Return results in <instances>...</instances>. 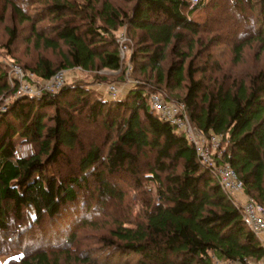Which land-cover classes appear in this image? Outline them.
<instances>
[{
  "label": "trees",
  "instance_id": "trees-1",
  "mask_svg": "<svg viewBox=\"0 0 264 264\" xmlns=\"http://www.w3.org/2000/svg\"><path fill=\"white\" fill-rule=\"evenodd\" d=\"M4 1L15 23H30L36 42L61 54L59 64L41 56L34 67H25L42 79L66 68L121 69L124 60L116 30L126 26L136 41L131 61L139 81L123 97L107 98L75 81L57 92L16 96L0 108V232H7L11 222L21 226L32 219L23 229L28 231L50 221L56 225L52 233L71 231L70 243L75 223L85 215L86 223L94 212L79 206L86 186L92 181L101 197L122 203L128 174L144 192L143 177L155 183L156 199L142 200L136 220L114 217L110 236L104 238L107 248L114 250L110 261L123 256L129 261L121 264H215L214 258L243 261L264 255V245L247 227L213 170L201 163L188 136L161 120L150 104L151 93L179 89L186 83V94L177 100L186 103L192 123L205 135H223L218 163L233 166L245 193L264 205V71L249 81L209 86L202 77L207 67L195 66L193 61L187 64L191 48L181 43L202 31L203 22L195 14L206 7L204 0L193 6L190 0H126L124 6L111 0ZM245 1L256 6V36L264 42V0H236L235 4ZM43 20L50 24L38 29ZM19 35L17 24L9 27L7 46H14ZM170 46L177 60L164 70L162 61ZM241 48H236L237 53ZM136 70L149 77H138ZM152 71L156 82L151 80ZM8 92L15 94L16 88L6 65L0 63V97ZM81 119L101 125L104 140L84 145ZM16 138L32 143L33 154L19 157ZM77 147L81 151L76 168L63 174L60 164L66 159L65 151ZM149 154L153 161L145 173L141 158ZM4 252L1 248L0 254ZM131 256L136 260L131 261ZM35 261L58 263L40 252L22 264Z\"/></svg>",
  "mask_w": 264,
  "mask_h": 264
},
{
  "label": "rangeland",
  "instance_id": "rangeland-1",
  "mask_svg": "<svg viewBox=\"0 0 264 264\" xmlns=\"http://www.w3.org/2000/svg\"><path fill=\"white\" fill-rule=\"evenodd\" d=\"M118 6L127 4L126 0H111ZM236 0H204L206 7L196 12V19L203 22L202 31L195 36H188V41L181 43L185 48H191L189 54L190 59L186 62L190 64L195 62V66L207 67L206 74L202 77L206 79V84L214 86L217 83L224 81L228 86L233 80H246L260 71H264V42L256 36V31L259 26L257 20L256 6H252L246 1L242 5L235 4ZM35 5V4H34ZM33 5V7H34ZM38 5V4H37ZM40 5V4H39ZM244 8L242 9V7ZM33 9V8H32ZM18 25L20 30L19 38L14 46L8 47L6 42L9 39V27ZM49 20L39 22L36 27L41 29L43 26H48ZM32 27L30 23L23 24L15 23L13 13L4 0H0V63H4L7 67L8 74L14 77V66L19 65L23 71L30 74L31 71L27 68L34 67L38 58L43 56L52 59L56 64H59L61 54L52 48H45L43 44H38L32 35ZM117 40L123 41L127 45L128 50L123 56V66L119 70H110L101 68L98 70L87 71L81 68H66L64 72L66 82L71 83L79 81L87 84L90 88L107 98L110 96V87L116 86L118 94L116 97H123L131 84L139 81L132 72L131 55L136 48V41L128 32L126 26H122L116 30ZM192 41V43H191ZM241 46V51L237 53V47ZM172 46L165 51V59L162 61V68L167 70L169 65L177 60V55L172 52ZM138 77H149L139 70H136ZM154 77L152 82H156L155 72H151ZM157 77V76H156ZM201 77V73L197 74ZM146 78V79H147ZM33 83L39 84L42 78L34 75ZM64 87V86H63ZM15 88V87H14ZM165 88V87H163ZM37 89V87H35ZM156 91V90H155ZM160 92V91H156ZM187 92L186 83H183L179 89L168 90L164 89L163 94L168 98L177 100V97L184 96ZM36 96L44 93H35ZM171 95V96H170ZM16 96H34L29 93L14 94L8 92L0 97V108L6 103L16 98ZM170 96V97H169ZM81 127V139L85 144H89L92 140L103 141L105 131L101 125L86 119L79 120ZM16 141V150L22 156L33 154L34 146L30 142H22L18 138ZM80 147L74 150L65 151L66 159L61 162L60 170L63 174H69L71 168H76V161L80 157ZM71 161L72 164H67L66 161ZM153 161V154L141 158L140 169L147 172V166ZM78 171V170H77ZM50 176H54L52 168H49ZM78 176L81 173L78 171ZM124 178L126 186V195L122 203L112 197H101L95 192L94 182H90L83 190L79 197L80 208L86 211L89 207L92 211L88 214V221L83 223V218L80 217L74 226V241H68V234L51 232V228L55 226L47 221L46 225L39 228L37 225L31 227L30 230H23L29 227L32 219L25 222L23 225L11 222L7 232H0V249L7 250L0 254V264H22L25 260L33 259L40 252H47L51 261H58L57 264H121L129 261L126 257L117 256L116 259L110 261L112 248H107L104 238H109V230L113 227L114 217L121 216L136 220V215L143 209V199H156L157 185L144 177L143 189L133 185L134 180L128 174ZM92 180V179H91ZM142 190V191H140ZM149 191V192H148ZM98 212V213H97ZM130 224V223H129ZM50 230V232H49ZM20 232V234H19ZM21 246L19 249L18 247ZM17 247V248H16ZM13 249V250H12ZM110 253V255H109ZM108 256V257H107ZM108 258V260L106 259ZM131 261H135L136 257H128ZM38 264V262H33Z\"/></svg>",
  "mask_w": 264,
  "mask_h": 264
},
{
  "label": "built area",
  "instance_id": "built-area-1",
  "mask_svg": "<svg viewBox=\"0 0 264 264\" xmlns=\"http://www.w3.org/2000/svg\"><path fill=\"white\" fill-rule=\"evenodd\" d=\"M191 6L196 5L200 0H190ZM119 41V40H118ZM120 56L124 58L128 47L121 40ZM14 77L10 76L11 86L16 88V94L29 93H51L57 92L65 85L66 78L62 70L56 72L50 79L44 80L37 84L33 83L35 73L27 74L18 65L13 69ZM37 87V89H35ZM110 96L113 98L118 94L115 86L110 87ZM150 104L156 111L161 120H165L172 124L178 132L183 131L189 141L194 145L199 160L207 167H210L214 175L221 184L225 194L232 198L236 206L241 210L243 219L247 227L254 231L259 240L264 245V205L259 203L255 197L245 193V185L237 170L228 163H218L223 155L221 142L223 135L211 133L205 135L200 129L196 128L192 123L187 111V105L182 100L175 101L168 98L161 92H153L150 96ZM19 157L18 150L15 152ZM22 156V155H21ZM215 264H264V255L260 259L252 257L243 261L235 259L214 258Z\"/></svg>",
  "mask_w": 264,
  "mask_h": 264
}]
</instances>
